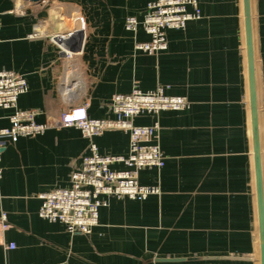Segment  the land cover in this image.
<instances>
[{"label":"crops","instance_id":"crops-1","mask_svg":"<svg viewBox=\"0 0 264 264\" xmlns=\"http://www.w3.org/2000/svg\"><path fill=\"white\" fill-rule=\"evenodd\" d=\"M148 1L0 0V69L25 78L16 107L36 110L37 123L83 104L91 117L113 118L111 96L133 86L161 85L190 103L160 112L165 164L138 173L160 192L142 201L105 197L87 235L38 215L39 195L68 187L87 152L80 130L52 126L2 148L0 264H259L242 0H197L200 18L167 30L166 49L151 54L134 47L149 40L140 24ZM250 3L264 186V0ZM128 16L138 21L134 31ZM80 20L82 36L73 37ZM12 112L0 108V128ZM92 140L101 154H127L125 130Z\"/></svg>","mask_w":264,"mask_h":264},{"label":"built area","instance_id":"built-area-1","mask_svg":"<svg viewBox=\"0 0 264 264\" xmlns=\"http://www.w3.org/2000/svg\"><path fill=\"white\" fill-rule=\"evenodd\" d=\"M200 16L197 0H149L140 22L149 40L135 42L134 47L148 54L160 52L167 47V30H181L187 22ZM137 23L134 16H128L125 28L134 31ZM83 27L80 20V29ZM27 87L21 74L0 69V108L13 109L9 125L0 128V149L15 143L21 136L40 134L52 126L75 127L88 140L80 166L70 171L69 186L39 195V217L63 224L71 234L87 235L98 222V211L106 204L105 197L142 201L160 192L158 185L141 184L138 173L144 168L160 170L164 166L166 157L159 142L157 117L162 111L189 108L190 103L185 97L169 95L166 87L161 85L147 91L133 86L128 93L111 96L109 110L113 118L91 117L86 111L87 105L83 104L63 112L56 120L50 118L37 123L34 119L36 110L16 107L18 97L27 91ZM143 114H151L155 120L149 125H135L133 118ZM113 128L128 133L126 155L101 154L92 140ZM114 163L121 164L122 168H112ZM0 222L3 229L7 227L5 213L0 214ZM14 247V243L6 245L7 249Z\"/></svg>","mask_w":264,"mask_h":264},{"label":"water","instance_id":"water-1","mask_svg":"<svg viewBox=\"0 0 264 264\" xmlns=\"http://www.w3.org/2000/svg\"><path fill=\"white\" fill-rule=\"evenodd\" d=\"M28 1L32 3H39L42 0H28ZM242 16H243V28H244V48H245V58H246L248 109H249L250 133H251L253 167H254V186H255V199H256L259 264H264V186H263V175H262L261 140H260V129H259V118H258V101H257V89H256L255 59H254V40H253L252 13H251L250 0H242ZM78 35L79 38H81L82 36L81 29L77 30V32L73 34V37ZM72 49L75 50V48ZM235 258H239V257H235ZM189 259H196V258H189ZM181 260L183 259L163 258V259H159L158 261H181Z\"/></svg>","mask_w":264,"mask_h":264}]
</instances>
